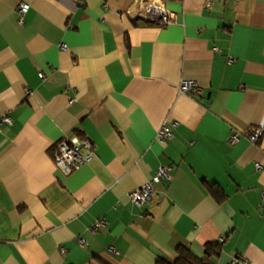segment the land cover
Segmentation results:
<instances>
[{
  "label": "crops",
  "instance_id": "crops-1",
  "mask_svg": "<svg viewBox=\"0 0 264 264\" xmlns=\"http://www.w3.org/2000/svg\"><path fill=\"white\" fill-rule=\"evenodd\" d=\"M134 1L0 0V264H156L208 243L214 264H264V136L246 137L264 129V0H150L163 27ZM75 138L95 156L64 175L53 148ZM159 167L171 179L132 204Z\"/></svg>",
  "mask_w": 264,
  "mask_h": 264
},
{
  "label": "built area",
  "instance_id": "built-area-1",
  "mask_svg": "<svg viewBox=\"0 0 264 264\" xmlns=\"http://www.w3.org/2000/svg\"><path fill=\"white\" fill-rule=\"evenodd\" d=\"M237 1V0H232ZM209 1L207 6L211 4ZM134 17H137L148 24L163 27L172 23L170 14L159 4L150 0H135L132 5ZM28 11L27 5H20L18 9L19 21L22 22V18ZM61 49H65L63 45ZM43 79V75H39ZM178 91L180 94L199 96L201 94L200 87L193 81H182L179 85ZM11 118L7 114H0V127L3 125H10ZM172 127L164 125L157 133L156 139L160 142H166L172 139ZM264 136V129L259 126H253L249 129L246 137L251 144H256ZM240 134L233 132L227 143L229 146H234L239 140ZM54 163L56 168L64 175H69L78 170L81 166L89 163L94 158V145L88 139H71L70 141H61L55 144L53 148ZM261 164L256 165V169L260 170ZM170 167H159L155 175L140 189H137L129 194L130 202L134 205H145L149 202L151 194L154 191L155 186L162 180H170L169 174ZM105 227L103 220L97 221L92 226V231L99 232ZM79 245L82 248L86 247V243L83 240H79ZM110 252L116 254L113 248L109 249ZM64 253V250H62ZM246 262L241 259H235L229 264H245Z\"/></svg>",
  "mask_w": 264,
  "mask_h": 264
},
{
  "label": "trees",
  "instance_id": "trees-1",
  "mask_svg": "<svg viewBox=\"0 0 264 264\" xmlns=\"http://www.w3.org/2000/svg\"><path fill=\"white\" fill-rule=\"evenodd\" d=\"M221 253V245L219 243H208L204 248V256L198 258L194 256L188 248L178 247L176 250V258L172 262L159 259L156 264H214Z\"/></svg>",
  "mask_w": 264,
  "mask_h": 264
}]
</instances>
